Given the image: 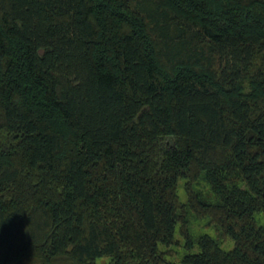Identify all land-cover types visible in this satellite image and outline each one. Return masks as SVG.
I'll list each match as a JSON object with an SVG mask.
<instances>
[{
    "label": "trees",
    "instance_id": "16d2710c",
    "mask_svg": "<svg viewBox=\"0 0 264 264\" xmlns=\"http://www.w3.org/2000/svg\"><path fill=\"white\" fill-rule=\"evenodd\" d=\"M258 211L264 0H0V264H264Z\"/></svg>",
    "mask_w": 264,
    "mask_h": 264
},
{
    "label": "rangeland",
    "instance_id": "374dc122",
    "mask_svg": "<svg viewBox=\"0 0 264 264\" xmlns=\"http://www.w3.org/2000/svg\"><path fill=\"white\" fill-rule=\"evenodd\" d=\"M199 187L202 189L203 192L208 191V185H206L203 181L199 182ZM178 192L180 195L181 200H185L184 191L182 188V182L179 184ZM189 217V227L193 234V236H197L200 233H208L211 236L215 235V230L212 226H207V219L197 218L194 214H188ZM255 220L258 224L264 225V211H258L254 214ZM175 236L178 239V245H174L169 247L168 250L171 252V259L175 260L179 263L180 257L183 253V239L178 233V228L175 231ZM233 246V241L230 238H226L222 243L221 247L225 250L231 249ZM110 257L109 256H99L95 259V264H109Z\"/></svg>",
    "mask_w": 264,
    "mask_h": 264
}]
</instances>
